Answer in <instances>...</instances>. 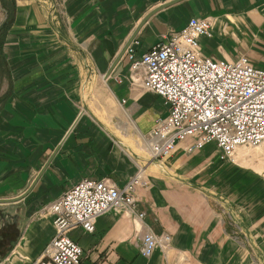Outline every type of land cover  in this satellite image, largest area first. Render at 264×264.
Returning <instances> with one entry per match:
<instances>
[{
  "label": "crops",
  "instance_id": "1",
  "mask_svg": "<svg viewBox=\"0 0 264 264\" xmlns=\"http://www.w3.org/2000/svg\"><path fill=\"white\" fill-rule=\"evenodd\" d=\"M0 11V263L40 258L56 235L40 211L83 179L121 188L143 171L142 220L111 210L94 232L69 233L81 264H264V171L242 151L221 160L215 143L189 153L192 139L154 160L147 136L168 107L132 83L126 53L115 63L156 11L138 56L201 17L204 56L264 68V0H0ZM147 232L170 246L143 257Z\"/></svg>",
  "mask_w": 264,
  "mask_h": 264
},
{
  "label": "built area",
  "instance_id": "2",
  "mask_svg": "<svg viewBox=\"0 0 264 264\" xmlns=\"http://www.w3.org/2000/svg\"><path fill=\"white\" fill-rule=\"evenodd\" d=\"M211 36L210 19L192 17L183 30L171 31L141 56L136 39L126 49L132 83L159 95L168 107V116L158 119L147 136L154 160L170 158L189 139V153L215 143L221 160L233 163L240 147L264 144V68L245 55L236 61L204 56L200 38ZM143 173L121 188L110 180L85 178L43 207L39 214L52 216L56 235L34 264H81L83 250L69 233L94 232L96 220L111 210L142 220L136 190L148 185ZM170 243L169 234L147 232L140 253L150 258Z\"/></svg>",
  "mask_w": 264,
  "mask_h": 264
},
{
  "label": "rangeland",
  "instance_id": "3",
  "mask_svg": "<svg viewBox=\"0 0 264 264\" xmlns=\"http://www.w3.org/2000/svg\"><path fill=\"white\" fill-rule=\"evenodd\" d=\"M45 1H47L48 3H53V2L57 3L60 2L61 0H45ZM1 12L2 11H0V17L2 14ZM0 31H3L2 28H0ZM240 151L247 154V158L249 159L248 163L252 168H254L257 171L259 169L264 171V144L258 147H240L238 149V152Z\"/></svg>",
  "mask_w": 264,
  "mask_h": 264
},
{
  "label": "water",
  "instance_id": "4",
  "mask_svg": "<svg viewBox=\"0 0 264 264\" xmlns=\"http://www.w3.org/2000/svg\"><path fill=\"white\" fill-rule=\"evenodd\" d=\"M156 12V11H155ZM154 12V13H155ZM154 13H152V14H154ZM151 14V15H152ZM150 15V16H151ZM150 16H148V17H146L142 22H141V24H140V26L138 27V29H137V31L131 36V38H130V40L128 41V43L126 44V46L123 48V50L120 52V54H119V56H118V58H117V60L115 61V63H118L119 61H120V59L123 57V55L125 54V52H126V49L128 48V46L132 43V41L136 38V36H137V33H138V31L140 30V28L145 24V22L148 20V18L150 17ZM107 75H110V73L109 74H107ZM56 153V152H55ZM50 162V161H49ZM48 162V163H49ZM47 166H48V164L43 168V170H42V172H41V174L39 175V177L37 178V180L36 181H38V179L40 178V176L44 173V171H45V169L47 168ZM36 181H35V183H36ZM33 187H34V185L24 194V196L23 197H25L28 193H30V191L33 189ZM21 199V198H20ZM5 202H8V200H0V203H5Z\"/></svg>",
  "mask_w": 264,
  "mask_h": 264
},
{
  "label": "trees",
  "instance_id": "5",
  "mask_svg": "<svg viewBox=\"0 0 264 264\" xmlns=\"http://www.w3.org/2000/svg\"><path fill=\"white\" fill-rule=\"evenodd\" d=\"M0 33H1V34H0V40H1V37H3V35H4L5 32L0 31Z\"/></svg>",
  "mask_w": 264,
  "mask_h": 264
}]
</instances>
